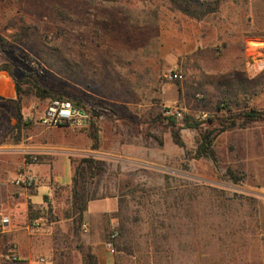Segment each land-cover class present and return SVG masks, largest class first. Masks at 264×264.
I'll list each match as a JSON object with an SVG mask.
<instances>
[{
	"label": "rangeland",
	"instance_id": "obj_1",
	"mask_svg": "<svg viewBox=\"0 0 264 264\" xmlns=\"http://www.w3.org/2000/svg\"><path fill=\"white\" fill-rule=\"evenodd\" d=\"M3 63L14 79L32 74L80 102L99 128L92 150L87 125L42 126L49 98L27 94L26 85L17 96L0 72V151L33 163L66 156L72 174L83 158L102 163L86 180L96 195L87 209L108 214L77 222L70 183L47 199L40 185L35 219L28 210L13 219L45 236L33 262L86 264L88 252L96 257L87 240L107 248L110 239L108 264H264V120L242 116L264 112V0H222L202 20L166 0H0ZM170 69L177 80L165 77ZM168 109L181 112L180 124L185 114L205 122L174 128ZM204 138L213 157L197 158ZM69 171L57 162L56 182L67 184ZM7 239L0 264H28Z\"/></svg>",
	"mask_w": 264,
	"mask_h": 264
},
{
	"label": "trees",
	"instance_id": "obj_2",
	"mask_svg": "<svg viewBox=\"0 0 264 264\" xmlns=\"http://www.w3.org/2000/svg\"><path fill=\"white\" fill-rule=\"evenodd\" d=\"M168 6L171 10L177 11L180 14L194 20H202L203 18L212 15L218 11L220 3L222 0H166ZM0 72H6L9 77L12 79L15 93L17 96L21 93L20 86L26 85V93L33 94L34 96L40 97L42 99L49 98V101L58 100V101H65L71 103L75 108L82 110L86 113L89 117L88 120V128H89V138L91 140V148L92 150H96L98 148L100 142V135H99V128L97 127V122L95 119L91 118L89 112L85 110L84 106L75 100L62 97L58 94L52 93L49 90L45 89L40 85V83L34 78L32 74L24 75L21 80H16L13 78V71L10 65L3 63L0 64ZM243 118L246 122H254L264 120V112L251 110L247 113H244ZM167 122L172 127H177L178 125L180 128H198L201 124L205 121L194 119L191 115L185 114L182 120V123H178L174 116L172 117H165ZM221 123L226 122L225 119H220ZM173 142L181 147L184 148V144L180 139V135L178 130H173L171 133ZM187 153V151H186ZM196 157L201 158L204 156L213 157V151L210 148V144H208L207 138H204L200 145L195 150ZM27 163H30L31 160H26ZM71 163V162H70ZM102 171V163L96 161L93 158H83L81 159L77 166L74 169V172L71 176V197H72V204L71 210L73 212L72 215H77V222L81 223L83 214L86 212L87 203L96 199L95 193L91 195L85 189L86 180H90L92 183L94 179L97 177L98 173ZM232 179L235 180L233 175H230ZM90 183V184H91ZM43 199H47L46 196ZM28 217L30 220L35 219V215H33L32 207L28 206ZM117 234V233H115ZM112 241L107 239L106 243ZM85 263L86 264H97L96 257L88 252L84 255Z\"/></svg>",
	"mask_w": 264,
	"mask_h": 264
},
{
	"label": "crops",
	"instance_id": "obj_3",
	"mask_svg": "<svg viewBox=\"0 0 264 264\" xmlns=\"http://www.w3.org/2000/svg\"><path fill=\"white\" fill-rule=\"evenodd\" d=\"M26 160L24 154L21 152L0 151V222L3 219H7L6 223L0 228V242H2L4 236H7V240L13 242V247L20 256L25 255L29 258L28 264H36L33 262L32 257L38 251V243L42 242L41 238L45 239V236L41 237L40 235L34 234L33 231H30L29 225L21 227L19 221L15 222L13 219L19 218L21 214L25 215L29 205H44L43 201H34L36 195H38L40 185L47 187V194L44 195L47 197L51 196L52 189L56 186H69L71 183L72 169L70 161L66 156H63L59 161L56 159L52 160V162L46 160L44 163H27ZM57 162L65 167H69V181L67 184L62 185L56 182L55 166ZM20 171H25L36 178V185L31 192L23 188H16L10 182V179L13 180ZM94 208L90 204L83 215V221H87L89 225L96 214L101 213L104 215L109 212L106 209H101L97 212ZM20 232L25 234L22 238L19 237ZM23 240L26 242V248L22 244ZM87 244L93 248V253L98 259V264H108L107 258L111 253L102 241L87 240ZM44 264L50 263L47 261Z\"/></svg>",
	"mask_w": 264,
	"mask_h": 264
},
{
	"label": "built area",
	"instance_id": "obj_4",
	"mask_svg": "<svg viewBox=\"0 0 264 264\" xmlns=\"http://www.w3.org/2000/svg\"><path fill=\"white\" fill-rule=\"evenodd\" d=\"M165 77L170 81H175L179 78L178 73L170 69L167 71ZM166 115L175 116L176 118L181 117V112L175 110L173 113L170 109L166 110ZM89 117L82 110L75 108L71 103L65 101L52 100L46 105L40 119L39 123L46 128H54L59 126H75L84 127L88 126ZM35 158L31 159L30 163H33ZM13 186L16 188L29 189L36 185V178L25 171L18 172L17 176L12 182ZM6 220L3 219L0 222V228ZM84 232H87V228L84 226ZM116 234H112L110 238L113 240ZM110 253L114 252L111 242L106 244ZM15 259V257H12Z\"/></svg>",
	"mask_w": 264,
	"mask_h": 264
}]
</instances>
